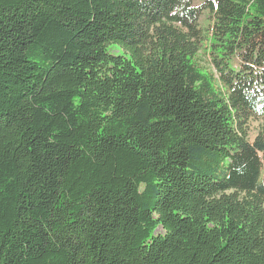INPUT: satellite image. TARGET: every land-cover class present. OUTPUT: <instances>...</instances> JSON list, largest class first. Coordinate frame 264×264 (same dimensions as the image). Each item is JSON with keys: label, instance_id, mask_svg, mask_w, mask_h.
<instances>
[{"label": "trees", "instance_id": "1", "mask_svg": "<svg viewBox=\"0 0 264 264\" xmlns=\"http://www.w3.org/2000/svg\"><path fill=\"white\" fill-rule=\"evenodd\" d=\"M260 118L264 0H0V264H264Z\"/></svg>", "mask_w": 264, "mask_h": 264}, {"label": "rangeland", "instance_id": "2", "mask_svg": "<svg viewBox=\"0 0 264 264\" xmlns=\"http://www.w3.org/2000/svg\"><path fill=\"white\" fill-rule=\"evenodd\" d=\"M200 60H202L203 65L208 66L207 61H205L203 57H201ZM263 126H264V118L252 120L250 122V131H249L250 138L255 137L259 131L263 130ZM156 233H163L162 228L158 227Z\"/></svg>", "mask_w": 264, "mask_h": 264}]
</instances>
